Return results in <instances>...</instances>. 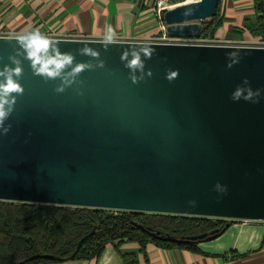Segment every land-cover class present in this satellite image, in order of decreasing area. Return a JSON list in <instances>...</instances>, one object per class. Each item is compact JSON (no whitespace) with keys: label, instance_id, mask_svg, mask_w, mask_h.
<instances>
[{"label":"water","instance_id":"95a60500","mask_svg":"<svg viewBox=\"0 0 264 264\" xmlns=\"http://www.w3.org/2000/svg\"><path fill=\"white\" fill-rule=\"evenodd\" d=\"M219 5L185 1L166 9L168 35L202 37L203 21ZM15 35H0V67L19 46ZM50 38L74 55L73 66L97 63L80 54L81 42L105 66L86 69L77 77L82 84L57 93L60 79L45 82L21 57L25 91L5 122L11 130L0 135V200L264 221V46L115 38L105 49L102 39ZM143 45L154 50L145 62L153 75L133 82L120 56ZM232 52L240 60L228 68ZM168 68L178 70L172 82ZM245 77L262 90L258 103L230 98ZM134 223L167 242L221 234L179 239Z\"/></svg>","mask_w":264,"mask_h":264},{"label":"crops","instance_id":"0c3cea01","mask_svg":"<svg viewBox=\"0 0 264 264\" xmlns=\"http://www.w3.org/2000/svg\"><path fill=\"white\" fill-rule=\"evenodd\" d=\"M157 0H0V29L10 34L39 28L42 33L75 38L103 39L111 25L115 38L150 40L160 35ZM254 0H221L223 25L215 41L258 40L244 29L254 17ZM244 37V38H243ZM48 264H264V221H231L217 238L201 241L195 249L144 247L135 240L117 239L91 259H70Z\"/></svg>","mask_w":264,"mask_h":264},{"label":"trees","instance_id":"16d2710c","mask_svg":"<svg viewBox=\"0 0 264 264\" xmlns=\"http://www.w3.org/2000/svg\"><path fill=\"white\" fill-rule=\"evenodd\" d=\"M254 9V17L247 18L243 26L254 38L264 41V0H254ZM223 23L219 5L217 16L205 25L203 21L202 37L214 38ZM134 222L179 239L209 234L214 229H219L222 234L231 224L219 218L0 200V264H18L35 254L42 256L24 264L70 260L74 253L71 259H91L117 239L135 240L143 247L154 242L159 246L191 249L204 241H163ZM82 239L84 241L77 250Z\"/></svg>","mask_w":264,"mask_h":264},{"label":"clouds","instance_id":"9594fccd","mask_svg":"<svg viewBox=\"0 0 264 264\" xmlns=\"http://www.w3.org/2000/svg\"><path fill=\"white\" fill-rule=\"evenodd\" d=\"M186 3L197 4L200 3V0H186ZM115 35L116 33L112 26H106L102 39L105 49L116 42ZM12 39L19 46L15 48L14 54H10L8 57L11 63L0 67V77L3 78L0 80V135H7L11 130L12 125L5 122L14 111L17 97L25 91L23 85L20 83V79L23 76L21 57L30 62L33 75L40 76L45 82L59 78L60 83L54 89L57 93H63L67 87L72 86L74 83L82 84L83 81H77V77L86 69L93 67L103 68L105 66V62L99 59V54L88 46V42H81L84 44V47L79 48L78 51L81 55L96 58V65L79 62L73 66L74 55L68 51H61L58 42L43 34L39 28L26 29L15 35ZM153 54L154 50L147 45H143L139 49L131 46L122 52L120 60L124 63L125 68L131 70L130 76L133 82H136L138 79L142 80L145 76L151 77L153 75L152 70L145 67L146 60L151 59ZM229 57V63L226 65L228 68H232L234 64L239 63L240 56L237 52L230 53ZM137 70L140 72L139 77L135 75ZM177 77L178 70L172 68L166 69L165 78L169 82H172ZM77 91L78 94L82 95L80 89H77ZM261 95L262 90L260 88L253 89L247 77H245L243 83L236 86L230 98L233 101L243 99L244 101L258 103ZM221 190L227 191L226 188Z\"/></svg>","mask_w":264,"mask_h":264},{"label":"built area","instance_id":"2783aa9c","mask_svg":"<svg viewBox=\"0 0 264 264\" xmlns=\"http://www.w3.org/2000/svg\"><path fill=\"white\" fill-rule=\"evenodd\" d=\"M174 5H169L166 4L164 1H159L156 4V17L159 21V29H160V35L157 37H154L153 39L146 40V41H155V42H176V43H215L214 39L211 38H205V37H200V38H178V37H170L168 35V24L164 20V12L166 9L172 7ZM10 33L3 31L0 29V35H8ZM46 34L49 37H60V38H69L67 34H56V33H43ZM258 43L257 45L264 46V41L262 40H256Z\"/></svg>","mask_w":264,"mask_h":264},{"label":"rangeland","instance_id":"374dc122","mask_svg":"<svg viewBox=\"0 0 264 264\" xmlns=\"http://www.w3.org/2000/svg\"><path fill=\"white\" fill-rule=\"evenodd\" d=\"M159 1H164L166 4H169V5H175V4H178V3H182V2H185L186 0H181L180 2H174L173 0H157L156 4L159 2ZM210 19L208 20H205L204 21V25L205 23L207 24V22L209 21ZM207 38V37H205ZM244 38V37H243ZM248 38V37H246ZM244 38V39H241L239 42H223V43H228V44H247V45H257L258 43L256 42V40H253V41H247V39ZM215 41V40H214ZM215 42H220V41H215Z\"/></svg>","mask_w":264,"mask_h":264}]
</instances>
